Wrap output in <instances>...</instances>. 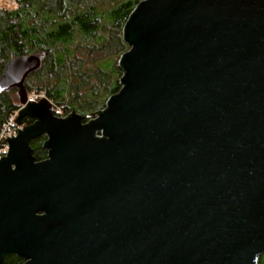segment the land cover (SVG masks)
<instances>
[{"label":"water","instance_id":"obj_1","mask_svg":"<svg viewBox=\"0 0 264 264\" xmlns=\"http://www.w3.org/2000/svg\"><path fill=\"white\" fill-rule=\"evenodd\" d=\"M124 34L122 88L87 123L28 101L44 52L4 67L34 123L0 159V264H259L264 0H142Z\"/></svg>","mask_w":264,"mask_h":264},{"label":"trees","instance_id":"obj_2","mask_svg":"<svg viewBox=\"0 0 264 264\" xmlns=\"http://www.w3.org/2000/svg\"><path fill=\"white\" fill-rule=\"evenodd\" d=\"M15 1L17 8L8 10L13 0H0V76L12 59L44 52L41 68L25 82L28 94H45L61 116L75 112L89 122L122 88L120 61L130 49L125 25L142 0ZM17 93L0 94V133L21 109ZM33 123L24 118L20 126ZM46 140L41 136L30 143L37 162L48 158ZM24 263L14 254L2 262Z\"/></svg>","mask_w":264,"mask_h":264},{"label":"built area","instance_id":"obj_3","mask_svg":"<svg viewBox=\"0 0 264 264\" xmlns=\"http://www.w3.org/2000/svg\"><path fill=\"white\" fill-rule=\"evenodd\" d=\"M41 98L47 99L45 94H37V93H32L29 95L28 101H34L35 103H38ZM53 105V104H52ZM52 111L55 116L57 117H67V116H61L62 112L59 108L55 107L54 105L52 106ZM57 113V115L55 114ZM59 114V115H58ZM18 113L13 116L9 122L5 125L3 128L2 132L0 133V159L2 157H5L7 155L8 149H9V144L8 141L6 140L7 138H14L18 136L19 129L23 128L19 126L16 122H14L17 119Z\"/></svg>","mask_w":264,"mask_h":264},{"label":"rangeland","instance_id":"obj_4","mask_svg":"<svg viewBox=\"0 0 264 264\" xmlns=\"http://www.w3.org/2000/svg\"><path fill=\"white\" fill-rule=\"evenodd\" d=\"M15 4V3H14ZM13 7V6H12ZM9 9H11V8H8V10ZM1 10H6V9H1ZM17 95H18V93H17ZM18 97H19V95H18ZM260 258H262V259H264V255H262Z\"/></svg>","mask_w":264,"mask_h":264}]
</instances>
